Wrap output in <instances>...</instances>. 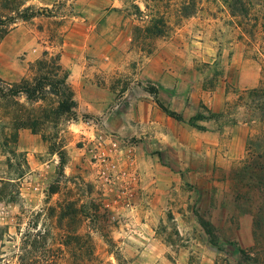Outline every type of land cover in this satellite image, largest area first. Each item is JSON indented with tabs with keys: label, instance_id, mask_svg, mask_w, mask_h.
Wrapping results in <instances>:
<instances>
[{
	"label": "rangeland",
	"instance_id": "obj_1",
	"mask_svg": "<svg viewBox=\"0 0 264 264\" xmlns=\"http://www.w3.org/2000/svg\"><path fill=\"white\" fill-rule=\"evenodd\" d=\"M11 1L0 88L47 87L0 98V264H264V0Z\"/></svg>",
	"mask_w": 264,
	"mask_h": 264
},
{
	"label": "trees",
	"instance_id": "obj_2",
	"mask_svg": "<svg viewBox=\"0 0 264 264\" xmlns=\"http://www.w3.org/2000/svg\"><path fill=\"white\" fill-rule=\"evenodd\" d=\"M10 8H7L10 11V15L7 19H10V23H16L17 20H23V21H27V20H31L33 18H35L37 16V11H33L31 8L29 7H25V2L24 0H12L11 4L9 6ZM241 13H244L243 10H241ZM2 22V18H0V24L3 25ZM2 25H0V27H3ZM9 26V24H7ZM6 25V26H7ZM8 28H3L1 35H0V41L5 37V35L8 33ZM58 83V84H57ZM54 85V84H53ZM56 85H58V87L54 88V90H51L50 93L54 94L56 96H65V94L67 93L68 95L66 96V99H61V101L59 102V111L62 113H66V112H72L74 109V102H73V98H72V94L71 92H69V88L67 86V83L64 80H58L56 82ZM47 84L42 82V80H35L32 84H28V83H22V84H17V85H12L10 86V88L8 89V91L6 92L5 90H3L2 88H0V98L1 99H5L8 97H19L24 95L27 99V101L29 102H37L38 100L42 99V97L45 94V90H46ZM60 87V88H59ZM150 93L152 95H154V97L156 98V103L157 105L160 107V109L167 114L169 117L178 120V121H183V118L178 115L176 112H172L170 111L167 107H165L163 104H161L159 102V100L157 99L158 96V92L157 90L151 89ZM195 120L198 121H202V120H206L208 118H206L205 116H197L196 118H194ZM192 122V120H191ZM194 125V124H193ZM204 226V224H203ZM205 231L207 232L208 235L211 236L212 239V232L210 231V229L205 226ZM41 235V234H40ZM40 235H37V243H38V239H41ZM66 239H76L78 241H80V239L82 240V237L80 236H74V237H70V236H66ZM88 240L87 238L85 239V246L88 245ZM36 245V244H35ZM68 242L65 241V244H63V246L69 248ZM34 246V244H33ZM39 248H37V251ZM56 253L59 257L58 260H56L55 258H51L54 256H49L51 248L44 249V253L42 256H37L35 258H33L30 254H25L24 256L21 257L20 259V264H63L62 263V259L64 256V252L62 250V248H58L55 249ZM87 253V252H86ZM88 264H99L94 262V260H89Z\"/></svg>",
	"mask_w": 264,
	"mask_h": 264
}]
</instances>
